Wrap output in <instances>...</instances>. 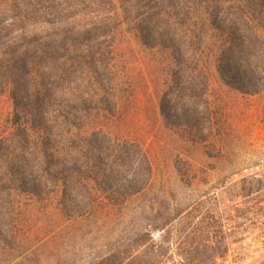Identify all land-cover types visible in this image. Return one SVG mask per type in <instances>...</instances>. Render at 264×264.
Returning a JSON list of instances; mask_svg holds the SVG:
<instances>
[{"label": "rangeland", "instance_id": "obj_1", "mask_svg": "<svg viewBox=\"0 0 264 264\" xmlns=\"http://www.w3.org/2000/svg\"><path fill=\"white\" fill-rule=\"evenodd\" d=\"M168 1L27 4L26 38H19L24 45L32 40V50L43 57L35 59L41 71L49 73L50 65L55 72L45 81L46 110L60 121L74 120L71 114L79 112L85 133L100 131L137 142L152 175L142 191L122 204H101L89 216L65 210L60 182L45 176L41 196L23 200L19 240L0 252V264H103L118 251L125 256L153 252L158 264H179L184 258L264 264V88L245 94L221 79L214 54L219 39L205 16L214 0H170L196 7L198 26L193 29L209 82L204 98L177 96L171 102L177 109L165 117L161 104L175 60L171 49L146 44L137 26ZM252 14L264 37V18ZM18 15L0 4V22L11 23ZM177 22H185L179 26L184 32L190 30L188 19ZM66 31L81 36L77 50L56 48ZM20 33L12 32L7 40L17 41ZM45 45L43 55L38 50ZM13 90L10 85L0 93V137L15 128L20 110ZM181 110L185 117L177 115ZM122 184L119 180L115 186Z\"/></svg>", "mask_w": 264, "mask_h": 264}, {"label": "trees", "instance_id": "obj_2", "mask_svg": "<svg viewBox=\"0 0 264 264\" xmlns=\"http://www.w3.org/2000/svg\"><path fill=\"white\" fill-rule=\"evenodd\" d=\"M29 2L0 0V4L19 13L11 23L0 22V93L13 85L12 97L20 109L15 114V128L0 137V252L17 245L23 200L26 196H41L45 176L57 177L60 182L65 210L89 216L101 204H122L129 196L142 191L152 175L148 156L137 142L100 131L85 133L79 112L71 114L74 120L64 117L60 121L46 110L50 98L45 81L55 72L50 65L49 73L41 71L35 59L43 57L32 50V40L24 45L19 38H26L22 31L27 23ZM72 3L68 6L73 7ZM167 3L161 5L165 9L160 6L157 11L147 12L137 29L146 44L159 43L172 51L176 67L161 104L163 114L170 118L172 107L177 109L171 103L177 96L182 99L188 93L190 100L196 95L204 98L209 81L201 66L202 52L197 46L200 39L196 42V17H199L196 7L186 2L169 0ZM254 12L264 18V0H214L208 4L205 15L206 26L216 31L219 39L214 54L221 79L245 94H255L264 88V37L257 32ZM187 19L190 30L184 32L179 26L185 22L177 21ZM14 31L21 32L17 41H8V35ZM63 33L65 37L57 38V49L71 47L75 51L81 47V36L76 32ZM46 48L47 45L38 51L46 55ZM177 115L185 117L182 110ZM119 180L123 184L116 187ZM112 258L118 259L119 264L159 263L153 252L125 256L119 251L101 263ZM179 264H207V261L184 258Z\"/></svg>", "mask_w": 264, "mask_h": 264}]
</instances>
